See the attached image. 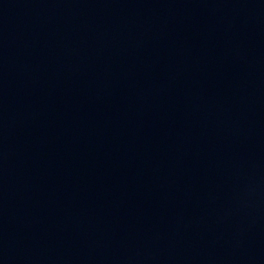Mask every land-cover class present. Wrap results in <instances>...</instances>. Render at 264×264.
Here are the masks:
<instances>
[{
    "label": "water",
    "instance_id": "water-1",
    "mask_svg": "<svg viewBox=\"0 0 264 264\" xmlns=\"http://www.w3.org/2000/svg\"><path fill=\"white\" fill-rule=\"evenodd\" d=\"M0 264H264V0H0Z\"/></svg>",
    "mask_w": 264,
    "mask_h": 264
}]
</instances>
